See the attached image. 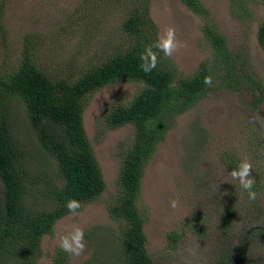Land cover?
Listing matches in <instances>:
<instances>
[{"label": "rangeland", "instance_id": "obj_1", "mask_svg": "<svg viewBox=\"0 0 264 264\" xmlns=\"http://www.w3.org/2000/svg\"><path fill=\"white\" fill-rule=\"evenodd\" d=\"M133 1L0 0V73L13 72L30 54L53 77L76 81L127 46L122 30ZM200 2L229 48L248 60L250 76L264 87V50L258 42L264 0ZM149 12L159 34L172 27L177 40L185 45L168 58L176 78L193 76L207 62L212 84L193 108L176 118L146 167L138 208L146 220L148 253L155 264H220L228 238L239 250L245 242L246 252L239 264H264V153L252 147L264 137V114L248 101L252 94H241L224 85L226 74L214 61V50L202 30L203 20L181 0H150ZM141 88L136 82L113 83L86 99L84 127L106 190L96 202L81 205L77 215L68 214L57 221L53 235L42 240L38 264H54L61 250L59 236L73 225L84 229L86 248L80 256L61 250L66 254V264H122L119 238L123 223L111 218L107 206L120 196L122 161L133 145L135 128L125 125L109 129L106 120L114 106L129 105ZM10 106L15 137L27 152L31 171L37 180L44 179L40 180L42 186L47 180L56 182L57 166L37 143L24 107L17 100ZM244 159L253 166L255 201L249 200L230 174ZM48 194V189L36 194L38 204L29 201V206L40 209ZM172 200L178 202L175 208ZM230 206L235 208L236 217L224 238L220 218ZM189 222L201 225L206 232L197 233ZM172 232L180 234L178 248L173 250ZM4 264L22 263L7 257Z\"/></svg>", "mask_w": 264, "mask_h": 264}, {"label": "trees", "instance_id": "obj_2", "mask_svg": "<svg viewBox=\"0 0 264 264\" xmlns=\"http://www.w3.org/2000/svg\"><path fill=\"white\" fill-rule=\"evenodd\" d=\"M149 1H133L130 16L123 23L122 31L128 40L124 50L87 70L76 81L53 77L30 54L13 72L0 73V264L7 257L22 264H38L44 236L53 235L57 221L70 214L66 201L73 198L84 205L103 195L106 182L84 127L85 102L96 91L122 82L140 83L142 88L129 105L114 106L106 120L109 129L125 125L135 128L133 145L122 161L120 196L107 208L112 219L123 223L119 238L121 263L155 264L146 247V220L138 208L145 170L176 118L208 92L203 81L205 76L211 77V71L205 62L193 76L176 78L168 58L157 49H153L157 53L156 68L147 74L140 69V53L158 34ZM181 1L203 20L202 30L214 50V61L226 74L224 85L241 94H252L248 101L264 114V87L260 80L250 76L248 60L229 48L226 37L200 0ZM2 12L0 6V27ZM258 42L264 50V22L259 27ZM14 100L24 107L37 143L55 162L56 182L47 180L42 186L43 178L37 180L31 171L27 152L12 127L10 103ZM252 147L264 153V137L257 144L253 142ZM229 160L234 166V158ZM45 189L49 190L47 201L40 203L38 210L30 207L29 201L38 204L34 197ZM234 217L235 208L230 206L220 218L224 238ZM189 224L197 233L206 232L201 225ZM169 238L170 248H178L180 234L172 232ZM244 243L239 250L238 244L227 238L219 263L239 264L246 252ZM54 264H66V254L61 250L54 257Z\"/></svg>", "mask_w": 264, "mask_h": 264}, {"label": "clouds", "instance_id": "obj_3", "mask_svg": "<svg viewBox=\"0 0 264 264\" xmlns=\"http://www.w3.org/2000/svg\"><path fill=\"white\" fill-rule=\"evenodd\" d=\"M184 46L183 42L177 40L175 29L168 27L163 35L158 33L156 39L140 53V69L147 74L156 68L158 62L157 53L153 49L162 52L164 57L171 58L180 47ZM203 82L205 85L210 86L212 84V78L205 76ZM252 171L253 166L251 162L244 159L230 174L233 181H238L239 187L248 193L249 200L255 201L257 194L254 191L255 178L252 176ZM177 203L176 200L170 201L173 208L177 206ZM65 207L70 214L77 215V210L80 209L81 204L78 200L69 198L66 201ZM59 248L70 256H80L86 248L84 229L79 225H73L70 231L59 236Z\"/></svg>", "mask_w": 264, "mask_h": 264}]
</instances>
